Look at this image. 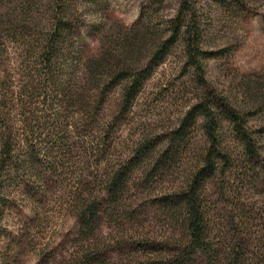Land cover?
Listing matches in <instances>:
<instances>
[{
  "label": "rangeland",
  "instance_id": "374dc122",
  "mask_svg": "<svg viewBox=\"0 0 264 264\" xmlns=\"http://www.w3.org/2000/svg\"><path fill=\"white\" fill-rule=\"evenodd\" d=\"M181 2L76 0V43L93 58L107 60L108 74H115L118 60L132 64L128 66L135 74H150L132 105L119 111L121 83H109L105 104L95 109L65 110L57 91L46 84L45 103L27 98L25 89L43 86L40 79L30 82V73L34 22L42 16L44 1L32 19L25 0H0V95L12 98L1 107L0 121L21 135L18 109L24 105L41 136V145L33 151L34 165L22 163L21 153L13 160L17 172L0 181V264H143L148 257L137 244L141 235H174L172 245L180 240L179 215H168L160 203L179 193L209 149L221 156L202 180L212 249L226 255L230 243L240 242L248 250L241 264H252L254 254L260 252L258 259L264 254V0H187L190 18L201 28L202 50L208 52L202 55L201 72L184 66L180 36L160 41L168 35L166 24ZM164 43L158 63L151 55ZM200 88L220 100L211 110L220 121L217 142L208 139L196 116L172 164L150 176L147 161L136 155L139 144L148 140L155 150L156 144H164L191 110ZM28 99L36 105H29ZM230 110L257 139L251 160L224 117ZM92 113L96 119L89 121ZM106 128L109 149L96 151L93 138ZM27 168L35 170L31 174ZM119 168L124 184L111 194L106 177ZM79 176L90 183L85 198H98L96 219L88 226L70 203ZM207 260L209 256L199 254L191 264H209Z\"/></svg>",
  "mask_w": 264,
  "mask_h": 264
},
{
  "label": "trees",
  "instance_id": "16d2710c",
  "mask_svg": "<svg viewBox=\"0 0 264 264\" xmlns=\"http://www.w3.org/2000/svg\"><path fill=\"white\" fill-rule=\"evenodd\" d=\"M43 1L44 10L40 13L42 16L34 22L36 25L33 33L35 39L33 40L36 43L31 46V52L35 54L33 58L35 61L32 66L33 70L30 73L33 74L30 82L40 79L43 86L34 87L31 91L25 89L23 94L27 98L35 97L36 101H39L37 102L39 105L45 103L46 89L44 84H46L57 91L59 95L58 104L65 110L69 109L67 107H86L88 109L93 107L95 109L105 104L111 90L109 83H121L123 88L120 91L117 109L122 111L129 108L150 74H135L134 68L128 66L132 64H124L121 60L115 63V74H108L107 60L93 58L88 53L89 51L75 41L76 28L78 27L76 0H25L28 14H32V19H35L33 14L43 6L42 4L40 7V2ZM191 9L192 7L188 6L187 0H182L175 14L169 18L166 24L168 35L164 38L162 36L160 41L164 39L166 42H172L180 36L185 57L184 66H189L194 72H201L202 55L208 52L202 50L201 28L197 21L190 18ZM164 46L165 43L158 45L152 52L151 59H157L160 63L164 56ZM143 67L148 70L149 64H144ZM125 73L130 74V76L124 77ZM193 75L200 78L202 74ZM60 78L65 80L60 83L58 82ZM122 81H125L124 85ZM196 92V98L189 108L191 110L182 117L179 121V127L166 138L164 144H156L159 145L157 150L151 146L148 140H143L139 144L136 155L141 154L144 158L143 161H147L145 163H147L146 167L150 169V176L157 172L156 170H164L172 164L175 152L182 147L184 135L196 116L202 119L203 129L208 139L213 145L217 142L220 121L211 113V110L215 103L220 100L214 99L215 96L212 91L202 92L200 88L196 89ZM7 97V95L1 93L0 111L1 107L8 105V100L12 99H7ZM41 97L43 100L40 99ZM32 100L28 99V101H31L29 105H36ZM38 108L39 106L35 109ZM18 110L21 111L23 116L20 122L21 135L15 134L10 125L0 121V181H6L11 173L17 172L18 168L14 165L16 162L13 160L21 153H25L23 154L24 162L22 163L32 167L35 158L33 151L41 145L40 129L34 125L35 122L32 120L34 115L30 114V110L26 113L27 108L24 105L19 106ZM224 117L233 126L245 156L251 160L255 151H257V139L246 131L241 117L235 112L227 111ZM94 118L93 113L88 117L89 121H94ZM80 120L88 121L83 118ZM59 123L61 124L60 121ZM93 139L94 150L109 149V132L107 128L100 131L98 136H94ZM213 145L212 147H214ZM216 156L211 152V149L205 151L192 176L179 193L173 192L162 199L163 202L161 201L160 204L167 214L177 213L180 217L178 220H181L178 228L180 240L172 245L169 241L174 235L166 238L161 236L154 238L147 234L141 235L137 244L139 250L145 252L148 257L143 260L146 261L143 264H191L199 254L209 256V260H207L209 264H241V259L248 254V250L240 242L233 241L232 244L230 243L229 252L226 255L223 252L213 250L212 245L209 243L212 228L209 213L206 211L201 199L203 195L201 192L204 191L202 180L205 178L207 171L213 169L217 158H221V156H217V158ZM33 170L35 169H28L31 174ZM123 178V172L120 168L108 174L105 181L107 191L109 189L111 194L119 191L124 184ZM149 179L152 180V178ZM225 179L228 183L229 179ZM76 184L70 203L75 207L76 216L79 217L80 222L88 226L90 222L96 219L98 198L92 196L85 198V191L89 189L90 183L86 182L81 176L77 178ZM225 189V185H222L221 190L224 191ZM172 198L173 200L170 202ZM84 206L88 207L87 210H81ZM220 239L222 240V238ZM86 251H90V248H87ZM206 252L208 254H205ZM254 255L255 257L251 260L252 264H264V254L259 259L260 252ZM86 258L87 255H84V259ZM72 264L82 263L80 260H76Z\"/></svg>",
  "mask_w": 264,
  "mask_h": 264
}]
</instances>
